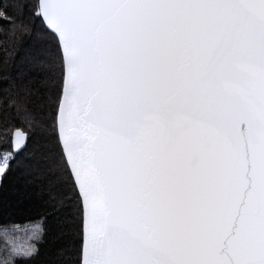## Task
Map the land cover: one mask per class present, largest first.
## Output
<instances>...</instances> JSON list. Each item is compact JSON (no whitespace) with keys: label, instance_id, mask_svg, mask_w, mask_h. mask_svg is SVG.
Segmentation results:
<instances>
[{"label":"snow or ice","instance_id":"6c2138e0","mask_svg":"<svg viewBox=\"0 0 264 264\" xmlns=\"http://www.w3.org/2000/svg\"><path fill=\"white\" fill-rule=\"evenodd\" d=\"M0 264H264V0H0Z\"/></svg>","mask_w":264,"mask_h":264}]
</instances>
